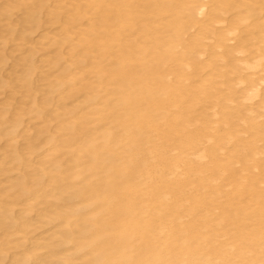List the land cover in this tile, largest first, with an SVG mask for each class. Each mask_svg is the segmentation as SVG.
<instances>
[{
	"label": "bare ground",
	"instance_id": "1",
	"mask_svg": "<svg viewBox=\"0 0 264 264\" xmlns=\"http://www.w3.org/2000/svg\"><path fill=\"white\" fill-rule=\"evenodd\" d=\"M2 93L0 264H264V0H0Z\"/></svg>",
	"mask_w": 264,
	"mask_h": 264
},
{
	"label": "rangeland",
	"instance_id": "2",
	"mask_svg": "<svg viewBox=\"0 0 264 264\" xmlns=\"http://www.w3.org/2000/svg\"><path fill=\"white\" fill-rule=\"evenodd\" d=\"M15 17H16V16H15ZM17 18H18V17H17ZM7 71H8V69H6V70L4 71V73L6 74ZM5 98H6L5 93L0 94V101H3Z\"/></svg>",
	"mask_w": 264,
	"mask_h": 264
}]
</instances>
